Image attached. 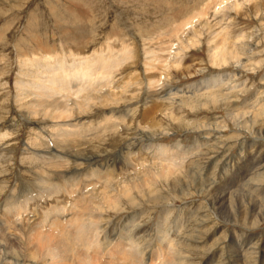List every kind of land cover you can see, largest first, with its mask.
<instances>
[{"label": "rangeland", "instance_id": "obj_1", "mask_svg": "<svg viewBox=\"0 0 264 264\" xmlns=\"http://www.w3.org/2000/svg\"><path fill=\"white\" fill-rule=\"evenodd\" d=\"M165 1L172 7L184 5L189 12L209 6L204 5L206 14L200 21L183 28V58L167 69L156 60V67L145 71L148 47L155 51L169 44L168 51H172L177 45L178 38L165 34L156 37L153 33L152 41L144 40L156 27L170 28L166 14L171 6ZM215 1L0 0V222L10 239L16 231L20 243L13 241L11 247L0 241V264L11 257L18 264H47L38 252L27 249L31 246L26 243L28 236L33 237L28 231L40 225L44 227L38 231H51L52 236L61 238L68 255L72 248L79 249L82 244L74 241L76 232L69 221L82 214L91 216L88 221H99L94 228L102 229L97 236L103 245L89 250L98 258L119 251L122 257L127 254L125 264L133 263L136 254L130 256L122 246L113 248L126 233L124 227L132 231L130 235H141L145 264H170L172 259L173 264H264V0H224L225 5ZM215 33H220L215 42L224 40L228 50L224 61L216 63L210 57L214 41L209 42ZM75 36H80L75 44L86 45L85 55L108 44L115 54L122 45L134 48L135 54L133 61L113 70L112 89L119 94L116 101L102 103L97 97L85 109L73 111L65 121L75 125L68 128L76 133L67 136L58 134L56 124L60 127L61 123L51 118L47 108L33 111L32 97L18 98V86L29 80V75L34 78L28 73L33 72L28 60L44 52H66L74 45ZM168 51L157 53L165 57ZM232 51L238 55L236 60L229 57ZM212 77L223 79L216 94L204 88L194 92L196 84ZM147 79H158V95L149 96ZM229 111H242L245 120L232 121ZM252 117L255 120H250ZM64 140L75 142L66 146L75 159L68 157L62 163L50 153L43 155L58 151L66 145ZM129 142L134 143L131 150ZM151 143L182 148L186 152L182 168L142 187L128 184L125 190L118 187L108 192L117 200H112V207L103 209L101 216L94 210L79 212L74 208L80 195H89L85 193L102 187L105 180L114 187L127 179V174L132 175L135 163L129 160L143 152L146 157L152 155L146 147ZM55 160L62 166H52ZM94 169L99 171L96 175ZM122 191H126L124 195ZM23 200L28 201L23 210L9 208ZM37 200L44 201V207ZM47 205L61 208L56 213L61 220L54 229L49 223L53 213L45 214ZM22 217L31 226L24 231L10 226ZM92 227L85 233L86 241L83 239L90 245L97 234ZM162 236L174 237L176 243L170 251L165 246L157 250Z\"/></svg>", "mask_w": 264, "mask_h": 264}, {"label": "bare ground", "instance_id": "obj_2", "mask_svg": "<svg viewBox=\"0 0 264 264\" xmlns=\"http://www.w3.org/2000/svg\"><path fill=\"white\" fill-rule=\"evenodd\" d=\"M213 1H215V0H212V2ZM223 1L224 0H220L219 4L222 3ZM225 1H229V0H225ZM225 1H224V5H225ZM158 2H159V0H158ZM163 2H164V0H163ZM165 3L167 4V6H171L170 7V10H171L170 13L166 14V19L170 18L169 21H166V24L168 23L170 28L163 30V29H160L161 26L156 27L152 31V33H149V35L145 37L144 40L145 41L146 40L152 41L153 40V37H152L153 33L156 34V37H158L157 35H161V36L163 35L164 36V34H165V35H169L168 37L172 38V39L178 38L177 45H176L175 49H173L172 51H168L169 48L171 47V45H169V44H167L168 46H166V48L165 47L156 48L157 51L156 50L154 51L155 48H153V47L152 48L148 47L144 52L145 54L146 53L148 54V56L145 57V59H146V62H145L146 70L145 71L152 70L154 67H156L155 65L157 63H159L161 65L164 64L163 67L165 69H167V68H169V66H172L173 63H176L183 58V55H182L183 53H181L182 52L181 49H183V46L180 44L182 37L180 36V34L182 35V33H183L182 30H184L183 28L186 25L188 26V28H190V26L192 27L196 22L200 21L199 20L200 16H203L204 14H206L205 13L206 12L205 7L209 6L207 4H204L205 7H204V5H202L203 7H201V8L198 7L199 9L196 10L195 12H193V11L189 12L188 10L185 11L183 9L184 5L182 6L180 4H176V7L173 5V7H174L173 8L172 5H170L171 2L168 3L165 1ZM234 4H236V3H234ZM233 6H236V5H233ZM220 7H219V9H220L219 12H221V9H222L221 5H220ZM167 8L169 9V7H167ZM193 8H195V7H193ZM81 28H83V27H81ZM72 29H74V28H72ZM219 34L220 33H217V34L215 33V36L209 38V42L214 41V47H212L210 49V51H211L210 57L214 63H216V60L224 61L225 54L228 52V50H226L227 47H225L226 44H225L224 40L215 42L217 39L216 37L220 36ZM79 37L80 36H78V37L75 36V39L72 37L73 38L72 42L74 43V45H72V48L68 47V49L64 53L60 52L59 54L47 55L48 53L46 54L44 52L39 57H34L32 61H30L32 58L30 60H28L29 66H30V67L29 66L28 67L29 68L33 67V68H31V70L33 69V72H31L28 69L30 71L28 73H30L31 75L34 74V76H33L34 78H32V76L29 75V80H22L21 84H19V86H18L19 87L18 98L20 100H22V99H24V97H28V96L32 97L33 99H32L31 103L33 106H35L34 110L32 109L33 111H40V110L43 111L45 108H47V112L52 114L51 118L58 119V122L61 123L60 127L58 126L59 124H56L57 125L56 130H59L58 134L61 133V135L64 134L67 136L76 133V131L73 128L69 129L70 126H75V125L74 124L71 125L70 123L67 124L65 121L70 116H72L71 113L73 111H80V110L85 109L87 106H90L92 104V102H94L96 100L97 97L100 98V101L102 103H105L107 101L110 103H112V102L114 103L116 101L115 97H117V95H119V94H117L112 89V88H114V84H115L113 82V79L115 78V76L113 74L114 73L113 70L115 69L118 71L121 64H126L128 61H130V62L133 61L134 54H135L134 48H130L127 45H125V46L122 45L120 53L115 54L114 52H112L113 47L108 44L105 46L106 49L101 48L100 51H98V52L95 51L92 55H85L83 49H84V47L86 48V45L82 46L79 43L75 44V41L78 40ZM172 47H173V45H172ZM166 49H167L168 53H166L165 57L163 55H159V53H157L160 51L165 52ZM173 52H176V53H173ZM229 57L231 59L236 60L238 55L234 54L232 51V55ZM156 60L158 61L157 63H155ZM117 67H118V69H117ZM30 78H32V79H30ZM212 78L209 80H206L200 84H196V86L193 87L194 92H199L201 89L204 88L207 91L212 90V91H210L209 94L213 95L216 92L215 90H217L216 88H218L220 86V83H222L223 79L219 80L217 78H213V79ZM157 83H158V79L157 80H153V79H147L146 80L145 85L147 86L146 89L149 90L148 93L150 94L149 95L150 97L158 95L159 92L156 90L157 89V87H156ZM138 85H139V83H138ZM200 86H202V87L197 88ZM175 93H177V92H175ZM171 94H174V93H171ZM225 95H227V94H225ZM72 96H75L76 99L75 100L74 99L69 100V98H72ZM60 98H63L64 100H60ZM224 98L227 99L228 96H226ZM52 109H54V110L52 111ZM112 116L113 115H111L110 118H112ZM228 116L230 117V119H232V121L236 122V121H238L239 117L242 118L244 116V113H242V111H239L237 113L234 111H229ZM251 119L255 120L253 117L250 118V120ZM244 120H245V118H244ZM247 120H246V122H247ZM241 122L244 123L243 121H241ZM64 142L66 143V145L65 146L61 145L59 147L58 151L54 150V151H52L53 153L50 151H45V152H43V155L50 153L51 155H49V156H52L54 159H56L57 161H61L62 163L67 162L68 157L74 158L75 156L72 157L70 154H68L69 152H67L66 150L69 149L68 147L73 145V143H75V142H73L72 144H71L72 140H70V141L64 140ZM68 142L70 144H68ZM128 144H129L128 148H129V150H131L132 147H130V145L133 146L134 143L129 142ZM67 145H69V146L66 147ZM146 147L149 150V153H152V155L150 154L149 156L147 155V157H146V155H144L146 153L143 152V154H141V156H139L137 159L131 158L132 160H129V162L131 161L132 163H135L133 165V168H132V170L134 169V172L132 175H131V173L127 174L128 176L125 177L127 179H124L123 181L119 182L117 185L114 184V187H112L113 185L110 184L111 182L109 183V181L105 180V183L103 185L101 184L102 187H100V188L96 187L97 189H94V190L91 189V190H89L88 193L87 192L85 193V194H89V195H87V196L86 195H80V198L77 197L78 200H76L75 203L73 202L74 208H76V210L79 212H81L82 210L86 211V212L94 210L100 215L101 214L100 212L104 211L103 209H105L107 207H112V205H113L112 200H117L116 199L117 196H115L113 194L111 197L108 195V192L114 191L118 187L121 188V190H125L124 188H129V187H127L128 184H133V187L136 185L141 186V185L149 184L150 182H153V181L157 180L158 178H162V179L169 178L171 175H174L173 173L175 171L179 170L178 169L179 167L182 168V165L184 162V156H185L186 152L184 150H182V148L180 149L177 144L167 146V145H161V144L160 145H154L151 143L150 146H146ZM146 147H143L142 149L146 150ZM126 150H128V149H126ZM129 152L130 151H128L127 153L129 154ZM125 154L126 153H124V155ZM130 154H129V157H130ZM126 156H127V154H126ZM37 159L38 158L33 159V160L36 161ZM65 159H67V160H65ZM41 160H43V158ZM44 160H46V158H44ZM56 160L54 162H51L52 166H54V165L62 166V164L60 162H57ZM133 160H136L139 163L135 162ZM136 165H140L138 169H136V167H135ZM59 172L60 171H58L57 173H59ZM93 172L96 175V173L99 171L96 172V170L94 169ZM99 178H100V176H99ZM97 181H98V179H97ZM125 192L126 191H122V193H123L122 195H124ZM23 201H19V203H11V205H9V208L10 209L12 208L13 210H16V211L19 208H22V210H23V208H25L28 205L27 200L24 201V204L26 202L25 205H23V203H22ZM37 201H38L37 203L40 204V207H44L45 204L42 205L44 201L42 203L40 202V200H37ZM102 204L106 205V207L102 208ZM34 206H35V203H34ZM51 206L52 205H49L47 207L48 209L45 211V214L46 213L47 214L53 213V216H49L51 219V222H49V223H51L52 227L54 226L56 228V224L59 223L58 219L61 217V216L59 217L58 215H56V213L61 211V208L57 207L58 205H55V206L53 205V207H51ZM9 208H7L6 211H9L8 210ZM35 208H37V207L35 206ZM10 212H12V210ZM73 215H75V214H72V216ZM82 215L83 216H77V217L73 216V219H71L69 221V223L75 229V232H76V235H73V236H75L74 241H76L77 243L81 242L82 246L84 247L83 251L80 252V250H79V249H81L82 246H80L79 249L76 247L77 250L75 248L73 249L71 247L72 248L71 253H69V255H68V253H67L68 250L65 247L66 244L59 241V239L61 240L60 237L52 236L53 233L51 231H48L47 232L48 235H47L46 232H44L42 230L41 231L37 230L38 228H43L44 225H40L38 228H32L31 227L32 229H30V231H28L33 235V237H31V239H29L30 236H28V242H26V243L31 244V246L28 245L27 249H30V250L32 249V251L35 253L38 252L39 256L45 258V260L47 261V264H68L69 261H73V264H125L126 258H123V257L127 256V254H125L122 257V256H120L121 252H120V254H118L119 251L117 252V254H115L116 252L113 254H109L110 256L104 257L105 259L98 258L97 255H92L91 254L92 252L91 253L89 252L90 249H92L93 247H96V244H99L100 246H101V244L103 245V242H100L101 240L99 239V237H100L99 234L102 232L101 231L102 229H100L101 227L100 228L99 227L94 228V226H97L99 221L98 222H96L94 220L88 221L91 218V216L85 215V214H82ZM83 218L85 219V221H88L87 224L83 221ZM59 220H61V219H59ZM6 221H9V219L6 218ZM16 221H17V223L12 222L13 224H10V226L14 225L15 226L14 229L17 231H22V230L24 231V228L31 226V223L29 224V221L24 220L23 217L18 218V220H16ZM87 225H89V226H87ZM98 226H100V225H98ZM4 227H6V226L1 225V222H0V241L2 240L3 242H1V243H3V244H9L10 243L11 247H12L13 241L16 244V242H17L16 240L18 239L17 236H15L16 231L14 230L15 231L14 235H12V236H14L13 237L14 239H12V238L10 239L9 238L10 234H8V232L6 231L8 229L7 228L5 229ZM52 227H49V229H52ZM54 227H53V229H54ZM65 227L67 228V226H65ZM88 227H89V229L92 227L93 231H95V234L97 233L95 235L96 236L95 241H91L92 245L88 244V242H85L86 240L84 238ZM123 229L126 230V233L123 234V236L121 234L120 242L118 244L114 245L113 248H116L117 246H122L125 249V252L129 253V255L131 254L132 257H133V253H134V255L136 254L137 257L135 256L132 258L131 261L133 263H131V264H145V262H144L145 260L143 261V259H144L143 254H144V249H146V248H143L141 246L144 243V242L141 243L142 238H139V237H141V235L139 236V234H137V233H136L137 235H130L132 231L130 232L129 230L125 229L124 227H123ZM9 230H11V229L9 228ZM33 230H35V231H33ZM70 230H72V229H70ZM58 231H59V229H58ZM63 232H65V231H63ZM56 233L54 232V234H56ZM58 234H63V233H58ZM64 235H65V233H64ZM66 235H67V233H66ZM66 239H68V235L66 236L65 240ZM70 239H72V238H70ZM70 241H73V239ZM174 241H175L174 237L173 238H171V237L165 238L164 236L160 237V239H158V243H159L158 246L159 247L157 250L162 251L163 246H165L164 248L167 249V247H169L168 251H170L171 245H174V243H176ZM18 243L19 242H17V244ZM65 243H66V241H65ZM77 243H76V246H77ZM19 244H18V246H19ZM105 244L107 245L106 242H105ZM109 245H112V244L108 243L107 246H109ZM69 246H71V245H69ZM104 247H105V245H104ZM122 247H120V248H122ZM96 248L100 249L99 247H96ZM20 249H22V248H20ZM98 249H96V250H98ZM176 249L177 248H175V250ZM110 251H112V249ZM171 252H172V250H171ZM157 253H158V251H157ZM164 254H165V252H164ZM156 257H157V255H156ZM4 260L6 261V264L7 263L8 264H11V263L18 264L19 263L18 260L14 259L12 257L10 258L9 261H7L8 258H4ZM172 261H173V259H172ZM172 261L170 262V264L174 263ZM153 262H155V261H153ZM165 262H166V260H165ZM158 263L162 264V261L158 262ZM158 263L156 261V263H153V264H158Z\"/></svg>", "mask_w": 264, "mask_h": 264}]
</instances>
